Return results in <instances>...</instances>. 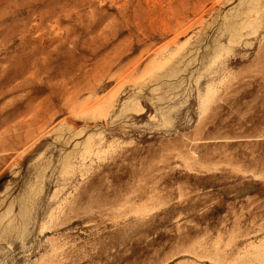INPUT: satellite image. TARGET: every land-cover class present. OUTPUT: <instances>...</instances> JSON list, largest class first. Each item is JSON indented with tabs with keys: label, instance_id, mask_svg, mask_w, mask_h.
I'll use <instances>...</instances> for the list:
<instances>
[{
	"label": "rangeland",
	"instance_id": "374dc122",
	"mask_svg": "<svg viewBox=\"0 0 264 264\" xmlns=\"http://www.w3.org/2000/svg\"><path fill=\"white\" fill-rule=\"evenodd\" d=\"M0 264H264V0H0Z\"/></svg>",
	"mask_w": 264,
	"mask_h": 264
}]
</instances>
